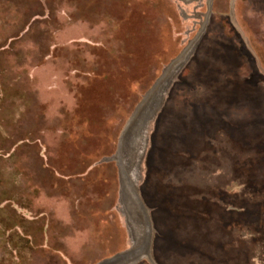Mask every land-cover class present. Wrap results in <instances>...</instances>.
Wrapping results in <instances>:
<instances>
[{
  "label": "rangeland",
  "instance_id": "rangeland-1",
  "mask_svg": "<svg viewBox=\"0 0 264 264\" xmlns=\"http://www.w3.org/2000/svg\"><path fill=\"white\" fill-rule=\"evenodd\" d=\"M0 264H264V0H0Z\"/></svg>",
  "mask_w": 264,
  "mask_h": 264
}]
</instances>
